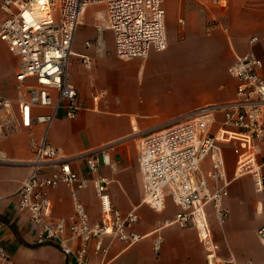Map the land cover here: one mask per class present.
Wrapping results in <instances>:
<instances>
[{"label":"crops","instance_id":"0c3cea01","mask_svg":"<svg viewBox=\"0 0 264 264\" xmlns=\"http://www.w3.org/2000/svg\"><path fill=\"white\" fill-rule=\"evenodd\" d=\"M93 6L99 8L91 16L88 11ZM93 6L86 10L82 22L89 20L90 30L84 35L75 32L68 64L67 78L76 89L80 110L75 119L68 120L58 109L47 139L66 157L107 148L111 166L103 164L98 152L95 174L88 172L84 158L72 162L77 175L88 179L79 197L90 218L97 219L99 207L92 179L105 178L116 207L122 212L136 208L139 221L134 230L143 238L128 245L107 237L103 255L93 254L90 246L89 263L208 264L195 228L164 225L177 212L170 199L159 212L141 203L136 142L200 107L234 98L236 81L227 68L237 56L248 52L264 58V0H227L224 5L211 0H163L165 23L172 20L177 26L174 38L169 40L165 28L164 51L130 59L116 57L112 32L97 29L105 25V7ZM5 17L0 11V23ZM254 37L256 41L251 43ZM85 42L90 45L87 47ZM5 48L14 63L10 87L0 97L11 98L17 94L15 74L20 59ZM82 56L90 59L89 69L83 67ZM217 129L215 126L213 130ZM44 130L43 124L34 123L29 130L0 139V246L8 257L0 259V264H76L73 255H64L57 242L37 245L28 214L16 207L14 194L30 173L32 143ZM217 141L222 147L229 185L223 200L228 210L224 223L218 224L211 205L205 207L216 264H264V244L257 237L258 228L264 225V190L255 170L258 157L240 132L221 129ZM47 196L54 218L71 215L72 201L66 186L48 189ZM158 229L163 242L156 253L153 238ZM70 245L76 251L79 243L73 241Z\"/></svg>","mask_w":264,"mask_h":264},{"label":"built area","instance_id":"2783aa9c","mask_svg":"<svg viewBox=\"0 0 264 264\" xmlns=\"http://www.w3.org/2000/svg\"><path fill=\"white\" fill-rule=\"evenodd\" d=\"M211 2L224 5L227 0ZM98 4L105 7V25L97 29L101 31L103 27L112 32L116 57L145 58L150 51L166 49L163 0L0 2V11L6 16L0 23V40L20 59L15 74L16 96L0 97V139L29 130L34 123L45 127L40 139L32 143L30 173L14 194L16 207L28 214L37 245L57 242L64 255H73L76 264H90L91 245L93 254L103 255L107 237L128 245L143 238L134 230L139 221L136 208L122 212L116 207L105 178L92 179L99 207L97 219L90 218L79 197L88 179L77 175L72 162L77 157L84 158L88 172L95 174L98 152L103 164L111 166L107 148L66 157L47 139L48 128L58 109L63 110L68 120L75 119L80 110L76 89L67 78L69 57L73 55L77 26L82 24L86 10ZM254 41L255 37L250 40ZM85 45L88 47L90 42ZM81 63L86 69L91 67L86 56L81 57ZM227 72L236 81L234 98L200 107L136 142L142 179L141 203L159 212L165 209L166 199H170L177 212L164 225L195 228L207 252L208 264L217 262L207 230L205 207L211 205L219 225L228 216L223 200L229 181L222 147L217 141L221 129L237 131L248 138L252 154L258 157L255 170L259 172L260 186L264 190V58L252 52L237 56ZM59 185L69 189L72 213L68 217L54 218L47 191ZM257 237L264 244V225L258 228ZM73 241L79 243L76 251L70 245ZM162 242L158 229L153 238L156 253ZM7 258L0 246V259Z\"/></svg>","mask_w":264,"mask_h":264},{"label":"rangeland","instance_id":"374dc122","mask_svg":"<svg viewBox=\"0 0 264 264\" xmlns=\"http://www.w3.org/2000/svg\"><path fill=\"white\" fill-rule=\"evenodd\" d=\"M98 8V6L89 8L88 14L92 16V13H94V11ZM88 21H85V23L82 25H78L76 33L84 35L87 30L89 31V27H91V24ZM165 28L167 30L169 40L171 41L174 38L173 33L174 30H176L177 26L172 20H167V22L165 23ZM5 47L7 46H5L4 42L0 40V93H2V91H4L6 88L10 87V71L12 70V66L14 63L7 53Z\"/></svg>","mask_w":264,"mask_h":264}]
</instances>
